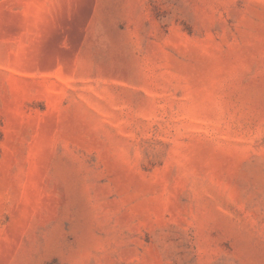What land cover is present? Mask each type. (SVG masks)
Instances as JSON below:
<instances>
[{"label":"rangeland","instance_id":"obj_1","mask_svg":"<svg viewBox=\"0 0 264 264\" xmlns=\"http://www.w3.org/2000/svg\"><path fill=\"white\" fill-rule=\"evenodd\" d=\"M0 264H264V0H0Z\"/></svg>","mask_w":264,"mask_h":264}]
</instances>
